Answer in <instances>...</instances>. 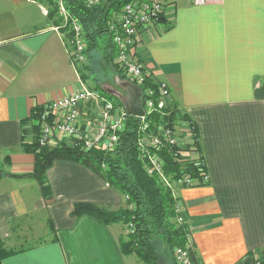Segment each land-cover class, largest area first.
Segmentation results:
<instances>
[{
    "label": "crops",
    "instance_id": "crops-1",
    "mask_svg": "<svg viewBox=\"0 0 264 264\" xmlns=\"http://www.w3.org/2000/svg\"><path fill=\"white\" fill-rule=\"evenodd\" d=\"M158 1L164 19L140 32L134 53L154 83L169 85V106L199 129L200 154L183 156L203 159L210 180L178 191L190 243L201 264H236L264 248V0ZM47 10L36 0H0V171L8 173L0 179V242L9 252L2 264H144L122 252L121 224L74 214L80 202L126 203L92 169L55 160L49 199L28 176L35 155L22 143L32 110L81 88L68 37ZM97 115L87 102L83 121ZM184 131L185 149L193 137Z\"/></svg>",
    "mask_w": 264,
    "mask_h": 264
},
{
    "label": "trees",
    "instance_id": "trees-1",
    "mask_svg": "<svg viewBox=\"0 0 264 264\" xmlns=\"http://www.w3.org/2000/svg\"><path fill=\"white\" fill-rule=\"evenodd\" d=\"M40 1H47L52 6L48 16L53 20L54 17L57 18L56 0ZM128 1L101 0L99 4L87 7L82 2L65 0L69 12L81 21L86 36L88 60L77 67L79 77L90 89L121 107L123 105L120 100L107 94L101 88L102 85L96 84L91 87L87 84V80L89 78L96 80L98 74L94 73L95 70L98 71L99 62L101 64L99 68H103L106 76L112 73L113 77L119 76L121 79H126L122 66L116 61L118 48L113 42L109 27L115 14ZM163 15L159 18L160 21H163ZM59 18L54 20L55 24H58L57 22L61 19ZM103 38L107 39L104 44L101 43ZM96 53H100L97 61H95L97 57L94 58ZM146 85L155 87L150 77ZM43 111L44 106L32 110L31 120L35 122L34 124L31 122L30 126L27 124L22 143L25 152L35 155L33 169L28 176L38 181L43 195L48 199L52 196L47 171L55 160H71L89 167L104 182L118 190L125 198L127 197L126 203L123 207L113 209L96 203L80 202L76 203L74 214L89 215L106 225L122 224L128 230L120 241L122 252L126 255L134 253L144 264H177L173 251L177 246L186 245L188 224L186 220L182 224L176 221L175 199L171 189L157 177L148 175L144 168L138 147L143 120L137 116L127 115L124 129L119 133L115 148L108 150L99 146L86 151L80 145L66 142L53 147L41 146L38 141L41 127L39 118ZM163 111L166 115L154 112L145 117L148 131L155 132L156 126L161 123L175 127L176 123L181 122L187 126L193 137L192 145L184 150L167 146L160 151L164 159L165 174L171 180L189 177L201 182L203 174L207 173V166L203 159L192 161L183 156L185 151L195 149L199 152L201 150L200 133L196 123L175 105L167 106ZM7 174L0 171V179ZM199 185L204 184L190 186ZM130 224L132 231H130ZM8 254L9 252H6L0 242V264ZM190 255L192 264H201L193 249ZM236 264H264V248L247 252Z\"/></svg>",
    "mask_w": 264,
    "mask_h": 264
},
{
    "label": "built area",
    "instance_id": "built-area-1",
    "mask_svg": "<svg viewBox=\"0 0 264 264\" xmlns=\"http://www.w3.org/2000/svg\"><path fill=\"white\" fill-rule=\"evenodd\" d=\"M75 1L92 7L99 4L101 0ZM192 2L203 5L207 0H192ZM56 7L59 15L63 17L64 24L70 26L71 37L69 39V36H66L68 37L66 43L72 66L77 70L78 65H82L88 60L84 27L81 21L69 12L65 0H56ZM164 12L165 4L161 1L129 0L115 14L109 29L113 42L118 48L116 61L122 66L126 79L137 85L141 92L140 98L145 115L140 117L143 120L141 134L138 138L140 158L148 175L157 177L171 189L175 199L176 221L178 224H182L186 218L178 191L185 186L208 183L210 177L208 173H205L201 182H197L189 177L171 180L165 174L164 159L160 151L167 146L184 150L181 136L176 127L169 126L167 123L157 125L155 132L148 131L149 127L145 122V117L154 112H161L166 115L163 110L169 106L171 89L164 81L156 82L155 87L146 85L149 75L136 60L134 53L140 32L158 24L159 18ZM54 29L61 30V27L56 25ZM79 80L80 89L66 93L44 106V111L39 118L41 126L39 144L53 147L66 142L80 145L86 151L99 146L112 150L119 140V133L124 129L128 114L123 106H116L112 100L90 89L81 78ZM87 102H91L93 109L98 113L96 120L91 124L85 123L82 117V111ZM198 154L200 153L198 152ZM198 160L201 159L192 161ZM131 226L130 224V231H132ZM191 249L192 245L187 234L186 245L177 246L173 251L175 262L177 264H192Z\"/></svg>",
    "mask_w": 264,
    "mask_h": 264
},
{
    "label": "water",
    "instance_id": "water-1",
    "mask_svg": "<svg viewBox=\"0 0 264 264\" xmlns=\"http://www.w3.org/2000/svg\"><path fill=\"white\" fill-rule=\"evenodd\" d=\"M114 83L104 84L101 88L109 95L117 97L128 115L143 117L145 110L141 103V92L137 85L127 79L115 76Z\"/></svg>",
    "mask_w": 264,
    "mask_h": 264
},
{
    "label": "rangeland",
    "instance_id": "rangeland-1",
    "mask_svg": "<svg viewBox=\"0 0 264 264\" xmlns=\"http://www.w3.org/2000/svg\"><path fill=\"white\" fill-rule=\"evenodd\" d=\"M36 1H38V2H40V3H44V4H46V6H48V10H47V14H48V12L50 11V9L52 8V6L47 2V1H40V0H36ZM56 9H57V7H56ZM57 18H59L60 20H59V22H57L58 24H55V25H58V26H60L61 27V34L63 35V36H69V37H71V30H70V26L69 25H65L64 24V20H63V17L62 16H60L59 15V13H58V10H57ZM57 18L56 17H54V20H57ZM53 20V21H54ZM55 23V22H54ZM106 38H103L102 40H101V43L102 44H104L105 42H106ZM67 47H68V45H67ZM97 57V59H95V61H97L98 60V58L100 57V53H96V54H94V58H96ZM83 65V64H82ZM100 62H99V65H97V69H98V71L97 70H95V73L94 74H98L97 75V77H96V80H93V79H88L87 80V84L88 85H90L91 87H94L96 84H98V85H104V84H110V83H113L114 81H115V77H113V74L112 73H109V75L110 76H106V73L102 70V69H100L99 67H100ZM78 66H81V65H78ZM74 77H75V75H74ZM95 91V90H94ZM176 129H178V132H179V134L181 135V134H185V131H184V124H182L181 122H178V123H176ZM187 137V135L185 134V135H183V138H186ZM122 225V224H121ZM123 226V225H122ZM123 229H124V231H125V233H127L128 232V230L123 226ZM143 263V262H142ZM164 263V262H163ZM169 264V263H168Z\"/></svg>",
    "mask_w": 264,
    "mask_h": 264
}]
</instances>
